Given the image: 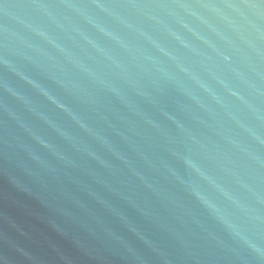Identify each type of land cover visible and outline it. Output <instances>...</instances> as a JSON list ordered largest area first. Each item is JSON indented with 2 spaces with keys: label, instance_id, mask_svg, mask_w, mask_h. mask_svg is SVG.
<instances>
[{
  "label": "water",
  "instance_id": "1",
  "mask_svg": "<svg viewBox=\"0 0 264 264\" xmlns=\"http://www.w3.org/2000/svg\"><path fill=\"white\" fill-rule=\"evenodd\" d=\"M0 264H264V0H0Z\"/></svg>",
  "mask_w": 264,
  "mask_h": 264
}]
</instances>
